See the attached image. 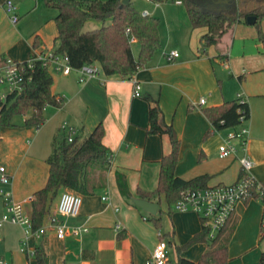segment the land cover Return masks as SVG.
Instances as JSON below:
<instances>
[{
	"label": "crops",
	"instance_id": "1",
	"mask_svg": "<svg viewBox=\"0 0 264 264\" xmlns=\"http://www.w3.org/2000/svg\"><path fill=\"white\" fill-rule=\"evenodd\" d=\"M5 1L0 0V64L8 58L26 61L35 54L56 49L58 13L47 11L43 0H13L20 17L19 22L13 24L4 10ZM149 2L138 10L160 20L161 46L151 62L131 79L107 76L102 71L99 77L80 83L76 71L69 75L52 74V91L64 99V105L46 107V111H53L46 127L49 130L42 136L43 149H40V128L35 131L36 128L26 125L21 137L11 143L10 165L0 166H4L12 178L9 192L15 200L25 201L27 213L32 195L47 182L46 160L52 152V140L62 131L64 123L73 126L76 136L81 137L88 136L102 123L103 144L113 155V161L106 174V186L98 187L94 194L81 195L80 213L65 219L70 228H86L87 231L59 239L49 228L41 238L31 237L24 250L21 243L25 229L18 225L24 236L17 238L9 249V264H36L35 257L28 251H34L37 245L44 247L48 264H147L163 236L168 243L165 264H177L180 256L195 262L200 260L208 250L206 242L178 251V247L203 231L198 215L178 212L174 205L168 204L165 195L157 196L150 200L159 204L155 216L161 222L157 227L151 218L153 215L133 202L134 198H143L138 190L153 192L157 189L162 158L171 150L168 135L148 133L150 108L155 100L162 111V122L172 126L180 140L176 175L185 180L205 177L200 184L206 188L230 185L240 178L242 167L238 158L219 155V147L230 128L215 130L205 113V109L235 100L240 94L250 107V119L245 123L249 130L247 149L253 161L250 174L264 183V42L258 36L260 25L238 24L221 43L200 53V37L207 28H192L186 8L181 10L185 6L177 1ZM100 26L97 21H89L85 29ZM133 46L137 57L140 46L136 41ZM172 50H178L179 57L168 61L166 54ZM135 81L142 86L140 97L133 95ZM148 97L154 102L150 103ZM202 97L206 103L194 108L193 103ZM56 117L61 119L58 124H54ZM49 133L51 140H48ZM22 137L34 139L35 144L19 148ZM35 151L39 154L31 157L30 152ZM18 160L27 162V176L23 180L19 177L21 165L14 162ZM117 173L124 175L132 200L121 195ZM65 190L58 194L50 215L56 212L59 196ZM104 196L108 199L103 200ZM50 215L44 224L48 223ZM263 216V203L257 199L237 206L218 239L227 241L229 260L225 264H259L264 253ZM117 225L121 227L119 231L115 228Z\"/></svg>",
	"mask_w": 264,
	"mask_h": 264
},
{
	"label": "trees",
	"instance_id": "2",
	"mask_svg": "<svg viewBox=\"0 0 264 264\" xmlns=\"http://www.w3.org/2000/svg\"><path fill=\"white\" fill-rule=\"evenodd\" d=\"M151 1L164 3L170 0ZM180 1L186 8L192 28H207V32L200 37V53H205L210 46L221 43L224 36L232 32L236 25L246 23L247 17L255 16L256 24L264 19V0H229V4L224 8H219L215 0ZM121 4L122 0H47L48 6L58 10L55 18L58 28L57 47L54 51L68 56L75 68L97 63L107 76L133 78L140 69L151 62L161 46L160 20L154 16L143 15L132 2L123 8ZM89 21H99L102 24L99 28L86 30ZM132 37L140 46L137 57L133 53ZM260 40L264 41L262 34ZM35 45L37 46L36 42ZM28 77L30 79L23 90L10 95L2 110L0 141L3 128L13 126L15 116L25 117L33 111L34 113L26 118L25 125L39 129L46 121V107L61 108L64 105V99L52 91L54 79L46 66L36 62L34 68L28 72ZM147 100L154 102L150 97ZM205 113L215 130L240 126L242 116L247 121L250 119L249 103L238 98L205 109ZM161 115L162 111L155 100V105L150 108L148 133L168 135L171 150L162 158L157 189L153 192L138 190V194L148 200L165 195L168 204L172 206L183 192L204 188L200 182L205 177L185 180L176 175L180 140L172 126L162 122ZM103 137L102 123L88 136L78 135L73 141H69L68 135L62 131L54 136L52 152L46 160L49 166L47 182L32 195L28 213L34 230L45 223L51 213L52 204L62 189H69L80 195H91L98 187L106 186V174L111 168L113 155L103 144ZM116 177L121 195L132 200L124 175L117 173ZM242 177H247V173L241 168L240 178ZM151 218L156 226L160 227V218ZM220 234L215 239H209L208 231L203 229L186 245L178 247V251L181 252L198 242L208 243V250L197 262L180 256L177 264L228 262L227 241L219 242ZM34 257L36 264H48V256L42 245L36 246ZM259 264H264V253Z\"/></svg>",
	"mask_w": 264,
	"mask_h": 264
},
{
	"label": "built area",
	"instance_id": "3",
	"mask_svg": "<svg viewBox=\"0 0 264 264\" xmlns=\"http://www.w3.org/2000/svg\"><path fill=\"white\" fill-rule=\"evenodd\" d=\"M177 3L182 4L178 0ZM4 10L13 24L20 20L17 11V5L13 0H6ZM135 42V38H131ZM179 57L178 50H172L166 54L168 61H173ZM36 62L46 66L51 74L69 75L73 71L79 74V82L86 83L92 78L99 77L101 67L99 64H86L80 68L71 65L68 56L58 54L54 50H46L40 54L31 56L26 61H16L5 59L0 64V119L2 110L8 103L9 96L23 90L25 84L29 81L28 72L34 68ZM142 86L138 81L134 83V97H140ZM238 99L244 100L240 94ZM206 103L204 97L198 102L193 103L194 108H200ZM241 124L238 127L230 128L224 142L219 147L220 157L236 156L241 164L242 169L247 173V177L239 178L233 184L220 185L206 188H197L185 191L180 199L174 204V209L182 213H195L202 221L203 228L209 233L210 239H215L227 226L237 206L241 203L257 199L264 203V183L255 179L250 171L253 167V161L247 149V137L249 130L245 126L247 120L242 116ZM62 132L68 135V140L73 141L77 130L64 123L61 127ZM10 175L4 166H0V179L3 183L10 181ZM5 197V212L0 220V227L4 223L22 226L25 229V236L22 245L28 247L31 237L41 238L49 228H52L59 239H65L68 235L78 236L86 228H70L65 219L76 217L82 207V196L70 190L63 191L58 200L56 212L51 214L47 224H43L34 230L31 218L27 213L25 201H17L11 192L2 191ZM106 196L103 200H107ZM116 230L121 229L117 225ZM262 229H264V216L262 220ZM30 256H34V251H28ZM168 260V243L164 238H160L156 244L147 264H165ZM0 264H9L7 261L0 259Z\"/></svg>",
	"mask_w": 264,
	"mask_h": 264
},
{
	"label": "rangeland",
	"instance_id": "4",
	"mask_svg": "<svg viewBox=\"0 0 264 264\" xmlns=\"http://www.w3.org/2000/svg\"><path fill=\"white\" fill-rule=\"evenodd\" d=\"M102 1H106V0H102ZM43 2L45 3V7H46L45 9L47 11L58 13L57 9L52 8L46 4V0H43ZM170 2H172V1L170 0ZM133 3L136 5V8L139 10H141L142 8H144L150 4L149 0H133ZM182 9H185V7L181 8V10ZM97 22H99V21H97ZM99 23L102 24L101 22H99ZM258 24L260 25V28L257 29L259 40H260V34H262L264 36V19L261 22H259ZM243 25H246V23H243ZM230 34H229V36H230ZM262 42H264V41H262ZM232 43H233V39H232V37H230L229 44L232 45ZM238 47L239 46L237 44V49H238ZM133 49L135 51L136 47L133 46ZM101 73H102V70H101ZM51 111H53V109H50L49 111H46V109H45L44 114H45V117L47 120L45 121V124L42 125L41 128L39 129L41 132V135H40V137H41L40 149L41 150L43 149L42 146H44L43 142H42V136L44 135V133H46L47 130H49V127L48 128H46V127H47L48 123H50L49 117H50ZM31 115H32V111L29 112L27 117H29ZM60 120H61L60 117H56L54 119V124L55 123L58 124ZM24 123H25L24 116H15L13 118V126L5 127L4 131L2 132L3 133L2 134L3 140L0 144V165L1 164L5 165V166L10 165L9 159H10V152L12 149L11 143L15 142L16 139H18V136H20V135H22V133H24L23 131H25V129L27 128ZM36 130L37 129H35V131ZM23 140H24V142H23ZM48 140H51L50 133H49ZM21 141L22 142H20L21 145H19V148L20 147L22 148L23 145H26V146L30 145L32 147L35 144V140L34 139L32 140V138H30V137H26V139H23V137H22ZM45 141H46V137H45ZM37 154H39V153H37L35 151V152H30L29 155H31V157H32V156H35ZM12 156H14V153ZM14 162L15 163L19 162L17 166H19V164L21 165V169H20V173H19L20 180L25 179V177L27 176V174L25 173L27 170V162L26 161L22 162V160H18V161H14ZM11 184H12V178L11 177H10V181L8 183H3V182H1V179H0V220L2 219L3 213L5 211V197L2 194V191L9 192L11 190V188L9 187ZM67 190H69V189H67ZM23 236H24L23 231L18 225H14V224H10V223H4L0 227V258L3 257V259H5V261L8 262L9 258L11 257V253H10L9 249L12 248L13 243L16 242L17 238H20ZM11 239H15V240H11ZM21 245H22V243H21Z\"/></svg>",
	"mask_w": 264,
	"mask_h": 264
},
{
	"label": "water",
	"instance_id": "5",
	"mask_svg": "<svg viewBox=\"0 0 264 264\" xmlns=\"http://www.w3.org/2000/svg\"><path fill=\"white\" fill-rule=\"evenodd\" d=\"M132 0H122L121 8L129 5ZM229 0H215V3L219 5V8L226 7L229 4ZM246 22L249 25H255L257 23V18L255 16H249L246 18ZM133 202L138 207L142 208L145 212L155 216L158 213L159 204L144 198H134Z\"/></svg>",
	"mask_w": 264,
	"mask_h": 264
}]
</instances>
